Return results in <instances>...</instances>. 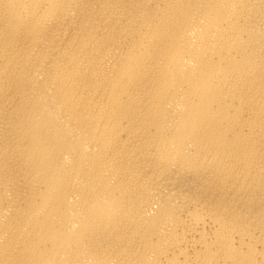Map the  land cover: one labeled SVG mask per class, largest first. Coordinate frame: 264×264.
<instances>
[{"label":"bare ground","instance_id":"1","mask_svg":"<svg viewBox=\"0 0 264 264\" xmlns=\"http://www.w3.org/2000/svg\"><path fill=\"white\" fill-rule=\"evenodd\" d=\"M0 264H264V0H0Z\"/></svg>","mask_w":264,"mask_h":264}]
</instances>
